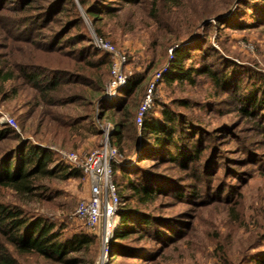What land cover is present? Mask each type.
<instances>
[{"label": "rangeland", "instance_id": "obj_1", "mask_svg": "<svg viewBox=\"0 0 264 264\" xmlns=\"http://www.w3.org/2000/svg\"><path fill=\"white\" fill-rule=\"evenodd\" d=\"M99 8L107 10L93 26L79 0H0V86L4 87L0 124L13 127L21 140L30 141L29 146L50 150L57 162L81 169L91 150L114 139V123L123 113H104L126 103L135 144L120 164L137 170L139 178L150 174L160 179L164 193L148 205H131L137 218L150 215L152 223L123 242L128 253L108 252L104 257L102 231L88 228L76 216L79 201L90 191L84 174L44 180L45 187L32 193L0 187L1 204L19 206L29 216L61 227L66 235L96 237L89 247L65 257L76 261L66 262L21 251L0 228V264H264V100L256 107L248 102L250 95L264 99V22L260 21L264 0H101ZM210 11L213 16H202ZM78 15L93 41L99 28L102 38L125 54L126 81L111 89L108 71L100 95H94L86 82L45 95L38 81L67 78L64 69L82 72L84 57L70 52L80 42L63 45L65 56L51 52L61 25ZM219 16H224L223 22L217 21ZM71 36L75 34L63 39ZM183 40L191 52L187 67L215 69L226 81L218 84L209 73L195 72L193 81L168 82L161 76L149 110L159 117L162 109L180 114L184 149L192 157L196 150L202 154L179 163L137 161L134 148L150 145L140 136L136 111L156 74L169 70L170 50ZM23 69L39 78L20 77ZM11 70L15 79L4 82V74ZM140 75H145L142 87L127 95L128 79ZM70 92H83L84 97L65 105L46 100ZM88 115L99 133L90 129V122L76 120ZM72 122L85 125L73 132ZM18 135L0 142V152L15 144ZM63 152H75L76 163L64 158ZM115 175L116 183L122 185V172ZM124 194L131 192L126 189Z\"/></svg>", "mask_w": 264, "mask_h": 264}, {"label": "trees", "instance_id": "obj_2", "mask_svg": "<svg viewBox=\"0 0 264 264\" xmlns=\"http://www.w3.org/2000/svg\"><path fill=\"white\" fill-rule=\"evenodd\" d=\"M69 1V0H66ZM83 6L86 14L92 19L93 26L96 25L100 19L99 14L105 10H99L101 0H79ZM134 2L136 0H125ZM103 3V2H102ZM204 17L213 16V11L208 14L202 15ZM224 16H219L217 21L223 22ZM260 21L264 22V16H260ZM194 22L190 20L189 25ZM226 23V22H224ZM210 25L211 22H207ZM83 18L81 15L71 17L67 19L60 28L58 36V42L55 48H52L51 52L57 53L60 56H65V48L63 45L71 43L72 41L80 42V46L76 50H70L77 52L80 56H83L84 65L81 66L82 72H75L73 70H62L67 78H55L51 77L48 80L38 81L39 87L45 95L49 92H57L62 89L63 86L72 85L74 83L86 82L93 87V94L100 95L108 80V71L111 74L112 56L111 54L97 47L93 41V37L83 26ZM96 34L99 38L102 37V31L97 28ZM74 33L75 36L65 38L66 35ZM62 34L61 37L59 35ZM80 39H88V42L83 43ZM62 43V44H61ZM77 43H74L75 45ZM83 43V44H82ZM184 40L175 43L172 50V62H170L169 70L163 75V81L173 82L175 80L188 79L193 81V73H209L211 77L218 83H224L226 81L224 76L218 75L217 71L212 68L198 69L193 66H186V59L191 58V52L184 46ZM96 57V58H93ZM96 71L93 75H89L87 71ZM21 76H28L29 79L34 80L39 78L37 73L28 72L23 69L20 72ZM77 74V75H76ZM16 73L14 70L7 71L4 74V82L15 79ZM79 75V76H78ZM145 80V75L134 76L128 79L127 82V95L133 94L135 91L142 87V83ZM89 82V83H88ZM92 83V84H91ZM69 87V86H68ZM3 86H0V90H3ZM264 93V91H263ZM63 96L54 95L53 98H47L51 104H62L76 102L82 99L83 92H70L62 94ZM264 99H257L250 95L248 102L254 107L257 104H261ZM185 104L187 102H184ZM129 105L119 104L116 107H112L104 114L113 113L111 116L116 115L118 111H122V118L117 119L113 126L114 139L110 138V142L114 145L120 154L121 159L128 156L129 152L133 151L134 135H130L129 130L133 129V122L130 120ZM102 114V112H101ZM128 114V115H127ZM128 116L127 118L125 116ZM161 117L154 112L147 109L144 114L143 121L140 125V136L150 146L134 148L137 161L143 159H157L174 161L179 163L182 160L197 158L202 153L198 150L196 154L193 153V157L187 154V150L184 149L187 143H183L184 129H182L181 115L169 109H162ZM77 121L90 122V129L94 133H99V130L95 129L92 123L91 116H85ZM92 123V124H91ZM135 123V122H134ZM70 129L76 131L78 128H82L85 124L70 123ZM16 134L15 129L8 124H0V142L4 139ZM19 138V135H18ZM30 141L24 142L20 138L18 141L4 148L0 152V187L13 188L19 192L32 193L36 189L45 187L44 180H49L57 176L63 178L77 177L84 174L81 168L72 167L69 164L60 161L57 162L54 154L43 146L31 145ZM137 146V145H136ZM4 147V145H3ZM128 153V154H127ZM189 156V157H188ZM113 178L115 181V173L122 172L121 178L123 179L124 188L122 185L117 184V191L120 197V203L118 208L119 220L116 223L111 241L109 243V255H119L128 253L125 251L123 242L128 239L129 236L136 233L139 230L145 229L147 224H151L152 217L150 215H143V217L137 218L131 208L133 203L138 204H150L154 202L159 194L164 193V188L161 184V180L158 178H152V175L145 174L146 176L139 178L137 170L128 168L120 164V162H113ZM186 165V164H185ZM130 174L133 178H130ZM126 189L131 194H124ZM146 205H144L146 207ZM0 228L5 232H8L13 242L17 244L19 249L23 252H36L46 257H59L66 262L77 260V258H65L67 255H73L81 252L83 249L89 247L96 242V237L89 233H75L72 235H66L62 228H57L54 223L46 221L41 217L29 216L24 212L22 208L15 205H6L0 203ZM139 229V230H138ZM129 253H132L129 251ZM14 264V262H10Z\"/></svg>", "mask_w": 264, "mask_h": 264}, {"label": "built area", "instance_id": "obj_3", "mask_svg": "<svg viewBox=\"0 0 264 264\" xmlns=\"http://www.w3.org/2000/svg\"><path fill=\"white\" fill-rule=\"evenodd\" d=\"M94 43L97 47L108 51L113 59L111 66L112 79L109 87L115 89L126 81V75L123 72V65L126 62L125 54L120 53L114 44L104 38L95 37ZM173 49L170 50V52ZM164 72H158L155 78L150 82L147 92L142 99L135 115V121L138 126L143 121L144 114L150 107L152 102V93L159 77ZM13 121L12 119H9ZM8 120V121H9ZM62 156L73 163H76L77 154L75 152H63ZM121 161L118 149L106 139L104 143L91 150L83 162L81 167L89 182V195L82 198L76 209V216L87 225L88 228L102 231L103 237V255L109 252V241L112 236L116 219L118 216V208L120 197L117 186L113 178V162Z\"/></svg>", "mask_w": 264, "mask_h": 264}]
</instances>
